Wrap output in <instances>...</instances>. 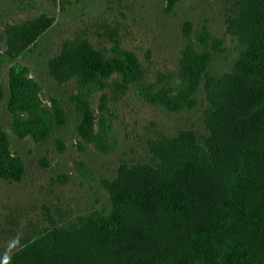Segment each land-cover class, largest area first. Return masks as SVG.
<instances>
[{
  "label": "trees",
  "instance_id": "1",
  "mask_svg": "<svg viewBox=\"0 0 264 264\" xmlns=\"http://www.w3.org/2000/svg\"><path fill=\"white\" fill-rule=\"evenodd\" d=\"M242 1L255 8L247 44L232 71L217 80L209 68L216 52L225 51L224 40L207 26L194 37L191 21L182 25L186 45L178 81L162 78V85L146 83L139 57L117 44L108 55L70 43V61L62 66L80 88L71 97L80 116L77 130L99 150L114 148L112 121L108 116L96 121L89 96L107 88L114 75L138 84L142 98L172 112L193 109L206 84L211 134L203 147L192 133L178 138V149L164 144L161 178L142 176L115 189L107 209L54 227L5 264H264V0ZM8 88L7 106L19 137L42 142L66 123L60 102H43L27 68L10 69ZM25 172L0 121V176L19 182Z\"/></svg>",
  "mask_w": 264,
  "mask_h": 264
},
{
  "label": "rangeland",
  "instance_id": "2",
  "mask_svg": "<svg viewBox=\"0 0 264 264\" xmlns=\"http://www.w3.org/2000/svg\"><path fill=\"white\" fill-rule=\"evenodd\" d=\"M254 13L242 0H178L173 6L170 0H0V121L26 167L19 182L0 176V264L54 227L107 209L115 189L142 176L161 178L164 144L178 149V138L192 133L203 147L211 134L206 84L193 109L172 112L142 98L138 84L114 75L107 88L89 96L96 121L100 116L112 121L114 148L99 150L77 130L80 116L71 97L80 88L62 66L70 61V43L108 55L117 44L139 57L146 83L162 85V78L178 81L186 45L182 25L191 21L194 37L207 26L224 40L225 51L216 52L209 68L217 80L232 71L246 46ZM14 66L28 69L46 105L54 98L67 114L66 123L45 141L21 138L13 130L7 101Z\"/></svg>",
  "mask_w": 264,
  "mask_h": 264
}]
</instances>
